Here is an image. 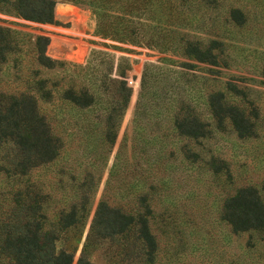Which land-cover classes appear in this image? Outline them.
<instances>
[{
	"label": "rangeland",
	"instance_id": "1",
	"mask_svg": "<svg viewBox=\"0 0 264 264\" xmlns=\"http://www.w3.org/2000/svg\"><path fill=\"white\" fill-rule=\"evenodd\" d=\"M106 1L95 9L57 0L52 16L35 21L0 12L1 25L49 38L57 64L41 75L50 94L35 96L58 141L53 160L22 173L21 151L0 137V246L38 222L72 264L83 249L94 264H264V228L234 233L221 219L240 187L264 202V0ZM110 15L122 18L119 38L98 34ZM187 46L209 49L216 64L186 55ZM20 73L0 66V94L25 87ZM121 79L131 89L123 111ZM68 87H88L95 104L63 102ZM219 91L249 119L250 136L238 137L227 116L218 126L208 99ZM112 105L120 115L108 119ZM189 118L207 125L204 137L179 136L174 120ZM104 200L148 215L152 263L138 224L110 236L97 221L91 230ZM7 254L0 264H10Z\"/></svg>",
	"mask_w": 264,
	"mask_h": 264
},
{
	"label": "trees",
	"instance_id": "2",
	"mask_svg": "<svg viewBox=\"0 0 264 264\" xmlns=\"http://www.w3.org/2000/svg\"><path fill=\"white\" fill-rule=\"evenodd\" d=\"M56 1L0 0V12L24 20L35 21L39 16H52ZM71 1L87 3L95 9L99 5L96 0ZM110 17L112 20L104 24V27L100 17L98 34L108 38H119L117 25L122 18H118V21L114 23L115 17L112 15ZM48 43L49 38L45 35L32 34L0 24V66H8L13 73L25 71L24 74L20 73L25 78L22 83L24 88L11 91L8 95L0 94V97L4 98L0 102V137L12 141L21 151L22 173L39 163L53 160L58 152V141L52 133L47 117L40 110L35 96L39 93L42 94V97L50 94L46 89L48 79L41 75L42 70L52 69L57 64L46 54ZM185 53L199 61L211 64L217 62L216 56L209 49L200 50L187 46ZM119 83V98L121 97V109L123 111L131 95V89L126 80L121 79ZM223 97V93L219 91L211 93L208 99V105L213 117L218 122V126L227 116L231 120L238 137L250 136L253 132V125L249 119L235 106H226L223 103ZM61 99L63 102L78 108L90 107L96 102L95 95L88 87L65 88L61 94ZM111 107L107 110L108 119H113L116 113L120 115L118 111L121 110L117 109V105ZM206 126L196 118H189L187 122L174 120L173 123V127L179 132V136L193 138L204 137L207 134ZM147 216L139 213L134 217L132 213L124 212L121 208L110 207L104 200L99 203L96 209L91 230L95 228L97 221L98 224H105L106 233L104 234L110 236L125 233L131 225L138 224L137 237L141 240L142 246L146 248L145 260L152 263L157 249V240L148 224ZM221 219L230 226L234 233L263 229L264 202L258 190L249 186L235 190L223 202ZM71 222H67L66 225H71ZM28 226V223L25 224L21 232L16 234L14 238L7 236L4 244L0 246V252H8L10 264H72L71 253L65 250L57 251L56 237L53 233L43 231L38 222L34 229H29ZM83 250L76 264H94Z\"/></svg>",
	"mask_w": 264,
	"mask_h": 264
}]
</instances>
